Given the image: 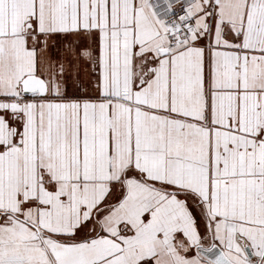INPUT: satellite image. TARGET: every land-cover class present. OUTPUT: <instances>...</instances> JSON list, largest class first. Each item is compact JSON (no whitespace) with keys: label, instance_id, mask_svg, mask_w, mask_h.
Listing matches in <instances>:
<instances>
[{"label":"snow or ice","instance_id":"1","mask_svg":"<svg viewBox=\"0 0 264 264\" xmlns=\"http://www.w3.org/2000/svg\"><path fill=\"white\" fill-rule=\"evenodd\" d=\"M0 264H264V0H0Z\"/></svg>","mask_w":264,"mask_h":264}]
</instances>
